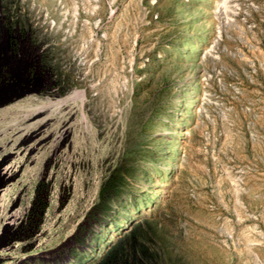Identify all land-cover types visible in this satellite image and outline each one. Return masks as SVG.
<instances>
[{"label": "rangeland", "instance_id": "374dc122", "mask_svg": "<svg viewBox=\"0 0 264 264\" xmlns=\"http://www.w3.org/2000/svg\"><path fill=\"white\" fill-rule=\"evenodd\" d=\"M2 25L0 264L131 236L154 264H264V0H0Z\"/></svg>", "mask_w": 264, "mask_h": 264}, {"label": "bare ground", "instance_id": "6f19581e", "mask_svg": "<svg viewBox=\"0 0 264 264\" xmlns=\"http://www.w3.org/2000/svg\"><path fill=\"white\" fill-rule=\"evenodd\" d=\"M4 36L2 37L0 35V53L2 54V56H0V68L2 66H4V64L6 65L8 63V57L11 56V47L8 43V37H7V33H6V29L3 27V25L1 26ZM7 58V59H6ZM20 61V59L18 60ZM23 69V64L22 61L19 62L18 66L15 65H10V72L12 74H16L18 75V73H20V70ZM5 71H9V70H5ZM22 73V72H21ZM8 86H2L0 88V106L3 105L4 103H6L8 100H10L13 96H15L16 94L13 92L12 88H8ZM15 88V87H14ZM83 93H74L71 97H68L64 100H57L55 102H47L45 104L42 105V107L40 108L39 111L35 112L33 115L37 114L38 112L42 111V110H46L48 109L50 112H54L57 111L61 106H63L66 102H68L69 100H73L76 97H82ZM43 121L38 122L37 124L34 125L33 130L26 134L23 137V140L21 141V143H26L30 140H33L40 132H41V127H42V123ZM63 132V131H62ZM5 160L1 159L0 160V185H5L7 184L9 181H11L12 177H13V173L12 170L10 168L4 167ZM1 217V216H0ZM8 225V222H6V225Z\"/></svg>", "mask_w": 264, "mask_h": 264}, {"label": "trees", "instance_id": "16d2710c", "mask_svg": "<svg viewBox=\"0 0 264 264\" xmlns=\"http://www.w3.org/2000/svg\"><path fill=\"white\" fill-rule=\"evenodd\" d=\"M113 186L111 185L109 192L112 191ZM43 209L44 204L40 207L39 212L43 211ZM152 259V256L142 250L137 240L131 236L129 239L111 247L92 264H154ZM83 262V258L79 256L74 260V264H83Z\"/></svg>", "mask_w": 264, "mask_h": 264}, {"label": "flooded vegetation", "instance_id": "af4514ba", "mask_svg": "<svg viewBox=\"0 0 264 264\" xmlns=\"http://www.w3.org/2000/svg\"><path fill=\"white\" fill-rule=\"evenodd\" d=\"M9 45H10V43H9ZM34 80H35V77L32 74L30 75V73H29L26 84L29 86H32V85H34Z\"/></svg>", "mask_w": 264, "mask_h": 264}]
</instances>
